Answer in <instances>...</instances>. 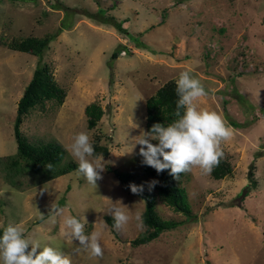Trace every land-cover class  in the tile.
<instances>
[{
    "label": "rangeland",
    "instance_id": "1",
    "mask_svg": "<svg viewBox=\"0 0 264 264\" xmlns=\"http://www.w3.org/2000/svg\"><path fill=\"white\" fill-rule=\"evenodd\" d=\"M28 36H50L49 46L41 55L9 47ZM45 63L65 101L32 109L21 132L33 144L60 143L55 170L75 161L66 148L79 132L107 146L97 186L78 168L51 178L26 163L7 166L18 151V100ZM186 70L209 93L201 107L217 111L233 130L222 147L234 171L222 179L199 167L188 171L182 185L192 217L158 199L162 217L184 224L134 246L145 231L135 219L145 200L108 168L149 187L135 144L147 131L146 100ZM94 101L105 114L90 129L85 108ZM53 204L80 218L86 235L103 232L102 258L61 236ZM113 207L131 217L120 229L107 220ZM17 223L39 242L38 251L52 246L73 264H264V0H0V228Z\"/></svg>",
    "mask_w": 264,
    "mask_h": 264
},
{
    "label": "clouds",
    "instance_id": "2",
    "mask_svg": "<svg viewBox=\"0 0 264 264\" xmlns=\"http://www.w3.org/2000/svg\"><path fill=\"white\" fill-rule=\"evenodd\" d=\"M178 99L174 116L176 119L165 124L154 123L149 131H141L135 144L140 145L139 155L142 164L154 168L158 173L170 170L176 180L181 173L199 167L203 173H211L223 159V144L233 137V130L217 111L201 107L202 98L209 93L200 79L190 70L182 71L176 80ZM156 141V143H153ZM78 164V171L87 182L97 186L103 179L105 170L103 157L93 159L95 148L87 132H79L66 148ZM51 166H49L50 168ZM157 182L151 181L149 188ZM133 194L143 191V186L130 185ZM50 213L60 218V234L66 240H78L79 245L94 258H102L103 232L94 230L90 235L84 232L85 224L77 216L65 215L64 209L52 205ZM120 229L131 220L124 207H113L109 212ZM43 219V216H41ZM137 227L143 230L145 225L139 214L135 217ZM31 246L30 250L29 247ZM25 235L22 224H9L0 237V262L2 264H73L71 256L54 248L45 246ZM80 249H77L79 251Z\"/></svg>",
    "mask_w": 264,
    "mask_h": 264
},
{
    "label": "trees",
    "instance_id": "3",
    "mask_svg": "<svg viewBox=\"0 0 264 264\" xmlns=\"http://www.w3.org/2000/svg\"><path fill=\"white\" fill-rule=\"evenodd\" d=\"M50 39V36H28L21 40H13L9 44V47L13 50L41 55L49 46ZM117 55L116 53L115 57H117ZM65 97L66 91L55 79L50 66L47 63L38 66L31 80L28 82L23 95L18 100L14 123L18 151L16 156L12 157L9 164H7L9 169L26 163L27 166L38 171H47L46 176L55 178L78 168V164L75 161H71L66 162L63 167L55 170L53 166L58 164L61 160L63 152V147L60 143L57 141H50L41 144H33L28 141L20 129L24 118L32 109L39 105H43L47 100H56L59 105H62L65 101ZM177 99L175 79H170L165 82L153 95L147 98V131L151 129L154 123H161L167 126L176 119L174 111ZM85 113L88 117V127L92 129L98 125V122L105 114V110L99 102L94 101L86 106ZM153 143H156V141ZM94 148L95 157L100 155L108 156L110 153L109 148L105 145L95 143ZM49 166L51 167L49 168ZM108 169L116 175L120 183L129 193H132L130 185L135 184L137 186H142L136 183L135 176L131 172H121L110 166ZM144 170L151 176V181H156L157 183L151 189L149 187H143L142 192L135 194L145 200V208L141 213L145 231L132 240L134 246L149 243L158 238L162 232L175 229L184 224V219H167L162 217L158 212V199L163 200L168 206L172 207L177 212L183 213L188 218L193 215L191 207L186 202L187 192L182 185V180L187 176L188 172L181 173L178 180H176L169 174L170 170H164L158 173L154 168L146 165H144ZM233 171L231 162L224 156L220 163L213 168L211 175L215 179H222L231 175ZM251 175L253 176L254 174L251 173ZM107 220L112 227L115 226V221L111 216L108 215ZM4 229L5 228H0V237H2Z\"/></svg>",
    "mask_w": 264,
    "mask_h": 264
},
{
    "label": "water",
    "instance_id": "4",
    "mask_svg": "<svg viewBox=\"0 0 264 264\" xmlns=\"http://www.w3.org/2000/svg\"><path fill=\"white\" fill-rule=\"evenodd\" d=\"M247 191H244L243 195L246 193Z\"/></svg>",
    "mask_w": 264,
    "mask_h": 264
}]
</instances>
